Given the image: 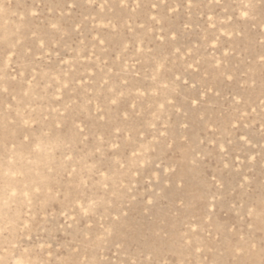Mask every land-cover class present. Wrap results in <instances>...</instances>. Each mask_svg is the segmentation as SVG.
I'll list each match as a JSON object with an SVG mask.
<instances>
[{
    "label": "rangeland",
    "instance_id": "1",
    "mask_svg": "<svg viewBox=\"0 0 264 264\" xmlns=\"http://www.w3.org/2000/svg\"><path fill=\"white\" fill-rule=\"evenodd\" d=\"M248 2L0 0V264H262L264 16L252 0L243 19ZM93 200L105 227L128 213L117 235L83 238Z\"/></svg>",
    "mask_w": 264,
    "mask_h": 264
},
{
    "label": "snow or ice",
    "instance_id": "2",
    "mask_svg": "<svg viewBox=\"0 0 264 264\" xmlns=\"http://www.w3.org/2000/svg\"><path fill=\"white\" fill-rule=\"evenodd\" d=\"M217 3H218V0H217ZM77 6L78 5L75 4V3H73L71 5H68V7H71L73 9L76 8ZM185 6L187 8H189V9H191L193 7V0H185V4H181V5L176 6V7H173L171 5H168L167 7L171 8V11L173 13H175V12H179L180 8L181 7H185ZM151 7L152 8H158L159 5L158 4H153V5H151ZM256 7L257 6L255 5V3H253L252 0H249V2L247 4L243 5V10L240 12V16L243 19H245V20L248 19L249 16H250V14H252L253 10ZM259 8H260V11H261L262 16H264V0H261V3L259 5ZM152 19L155 20L156 17L153 16ZM208 19L211 20V17H208ZM212 26L215 27V25H212ZM52 27L55 28L56 25H52ZM177 35L178 34L171 35V39L172 40H176L177 39ZM41 46H43V45H41ZM141 51H142V49H141ZM225 55H227V53H225ZM261 60L264 61V53L261 54ZM162 67L163 66L161 65V68ZM177 79H179V77H177ZM226 79L227 80H232L233 78H232L231 75H226ZM124 83L127 84V81H124ZM184 83L187 84L188 81L185 80ZM165 87H167V85H165ZM193 87H195V85H193ZM2 91L4 93H7L8 92V88L7 87H4L2 89ZM121 95H122V93H121ZM196 102L198 103L199 101L197 100ZM111 103L112 104H116L117 103L116 99H113L111 101ZM168 103H172V102L171 101H168ZM160 107L163 108L164 105L161 104ZM124 119L127 120L128 119V116H125ZM81 122L83 123V121H81ZM153 127H155V126L153 125ZM188 127H189L188 123H184L183 124V128L184 129H187ZM77 129H78V131L80 133H83L84 132V129L83 128H80L79 125H77ZM160 135L162 137H165V139H164V146H166L168 148H172L173 145L168 144V141H167V138H166L167 135H168L167 134V131L160 133ZM189 139H190V137L185 136V142L186 143H187V141ZM241 139H246V137H243L242 136ZM100 140L103 142L104 138L103 137H100ZM112 146H113L114 149H119L121 147V145H119L117 143H113ZM221 150L224 151L225 149L222 148ZM133 155L135 156L136 153L133 152ZM69 159H71V157H69ZM252 159L255 160V157L253 156ZM101 163L103 164V162H101ZM192 163L195 164L196 163L195 160H193ZM98 171H99V169H98ZM106 171H107V169H105V172ZM170 171L173 174H175L176 171H177V169L170 167ZM137 172H139L138 169H137ZM177 179L180 181V183L179 184H176V187L178 188V190H183L185 188L186 184H188V180L184 176H178ZM213 179H215V177ZM81 183H86V181L82 180ZM173 183L175 184L176 182L173 181ZM105 187L108 188L110 186L108 184H105ZM15 195H16L15 191H12L11 192V196H15ZM146 202L149 205H151L153 203L152 200H147ZM97 203H98L97 201L93 200L92 201V204L89 205L87 208L85 207V205L83 203H81L79 205V207L81 209V212H82V216L83 217H87V219H82L81 220V224L83 226L82 227V230H81V234H82V236H83V238L85 240H90L92 238V236L90 234L91 233H94V231H95L94 225H96V224H99V228L103 229L104 234H105L104 236H97L98 239H104L107 236H115V235H117L121 231V229L123 227L122 224H121L122 218H126L127 215H128L127 212L121 211L115 217H111L110 216L109 217V220L107 221V227H105V225L103 223H100V222L95 221L93 219L94 218V214H95L94 213V208L97 205ZM185 203H186L185 201H183V200L181 201V204H185ZM259 208H260V217H261V220H262V222H264V195H262L261 204H260ZM255 214H256L255 207L245 209V215H246V217H252V216H255ZM64 215L67 216L68 213L65 212ZM72 219L75 221L76 220V217L75 216H72ZM90 220H92L93 223H89ZM28 239L31 240L32 239L31 236H29ZM14 247H19V244L14 245ZM41 247H43V246H41ZM24 251L27 252L28 249L25 248ZM76 251L79 252L80 249L77 248ZM14 264H23V262L22 261H15ZM66 264H84V262L73 260V261H70V262H66ZM125 264H133V262H125ZM135 264H139V262H135ZM144 264H156V262L155 261H152V260H149V261H145ZM262 264H264V261H262Z\"/></svg>",
    "mask_w": 264,
    "mask_h": 264
}]
</instances>
